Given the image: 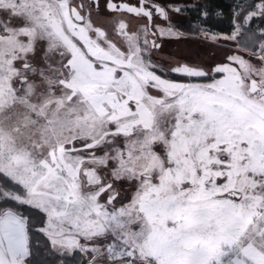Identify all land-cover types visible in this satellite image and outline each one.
I'll return each mask as SVG.
<instances>
[{
	"label": "snow or ice",
	"instance_id": "obj_1",
	"mask_svg": "<svg viewBox=\"0 0 264 264\" xmlns=\"http://www.w3.org/2000/svg\"><path fill=\"white\" fill-rule=\"evenodd\" d=\"M256 17L200 30L235 44L206 70L155 58V0H0V264H264Z\"/></svg>",
	"mask_w": 264,
	"mask_h": 264
},
{
	"label": "rangeland",
	"instance_id": "obj_2",
	"mask_svg": "<svg viewBox=\"0 0 264 264\" xmlns=\"http://www.w3.org/2000/svg\"><path fill=\"white\" fill-rule=\"evenodd\" d=\"M202 1L203 0H160V2L164 4L166 10L171 13L170 18L172 23H181L184 22V19H186L184 12L176 13L172 11V7H180L182 9L185 6L200 5ZM134 22L136 27L138 23H143L144 21L135 19ZM237 22L242 23V19L238 20ZM154 23L159 24L162 27L169 26L168 21H164L163 19L157 17L154 18ZM178 25L174 27L175 29L180 31L178 29ZM248 27L249 25L247 26V29ZM261 29H264V25L261 27ZM257 31L259 33L260 29ZM218 34L226 35L222 33ZM158 41L162 43V51H168L167 54H165V60L161 61L162 63L166 62L169 58H176L184 60L186 62L198 63L202 65L206 70L215 67V65L218 63L226 62L227 55L233 54V50L235 48L234 42L231 41H225L221 39L216 42H212L204 40L201 37V32L200 34H197V36L186 35L181 39L162 38L158 39ZM160 54L162 53L158 51L155 56L157 57V55Z\"/></svg>",
	"mask_w": 264,
	"mask_h": 264
},
{
	"label": "trees",
	"instance_id": "obj_3",
	"mask_svg": "<svg viewBox=\"0 0 264 264\" xmlns=\"http://www.w3.org/2000/svg\"><path fill=\"white\" fill-rule=\"evenodd\" d=\"M239 0H203L200 5L186 8L187 21L178 25L180 32L189 36H197L200 30H209L229 34L233 28V9ZM207 12L205 16L204 13ZM264 25V18L256 17L249 22L247 30L257 34ZM47 264H60L61 258L55 254H44ZM65 264H77L79 256L66 257Z\"/></svg>",
	"mask_w": 264,
	"mask_h": 264
},
{
	"label": "flooded vegetation",
	"instance_id": "obj_4",
	"mask_svg": "<svg viewBox=\"0 0 264 264\" xmlns=\"http://www.w3.org/2000/svg\"><path fill=\"white\" fill-rule=\"evenodd\" d=\"M130 2H132V3H135L136 2V0H130ZM155 3H158L159 5H161L162 7H164V4L162 3V2H160V0H155ZM101 4H103V0H101ZM197 6V5H196ZM190 7H194V5L193 6H185L184 8H182V12H184V14H185V16H186V19L188 18V16H187V13H186V11H185V9L186 8H190ZM169 13V18H170V12H168ZM155 18V17H154ZM157 18H159V17H157ZM162 19V18H161ZM186 19H184V22L185 21H187ZM135 19H133L132 21H131V27L134 29L135 28ZM170 22H171V24L173 25V26H177L178 24H181V23H177V22H173L172 23V21H171V18H170ZM176 23V24H175ZM175 24V25H174ZM113 39H115V37H113ZM157 43H160L161 44V46H162V43L161 42H159L158 40H157ZM161 50V51H160ZM160 53H162V54H160V55H157V57L155 56V58L157 59V60H159L160 62L161 61H164L165 60V54H167V50H163L162 51V49H159L158 50Z\"/></svg>",
	"mask_w": 264,
	"mask_h": 264
}]
</instances>
